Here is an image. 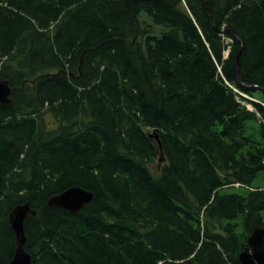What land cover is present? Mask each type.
Listing matches in <instances>:
<instances>
[{
    "label": "trees",
    "instance_id": "trees-1",
    "mask_svg": "<svg viewBox=\"0 0 264 264\" xmlns=\"http://www.w3.org/2000/svg\"><path fill=\"white\" fill-rule=\"evenodd\" d=\"M2 79L0 264L26 202L32 264H241L264 227V0H0ZM73 186L83 208L48 203Z\"/></svg>",
    "mask_w": 264,
    "mask_h": 264
},
{
    "label": "water",
    "instance_id": "water-1",
    "mask_svg": "<svg viewBox=\"0 0 264 264\" xmlns=\"http://www.w3.org/2000/svg\"><path fill=\"white\" fill-rule=\"evenodd\" d=\"M205 6L210 9L205 1ZM241 83V82H240ZM12 87L9 80H0V103H12ZM157 138L159 136L157 135ZM93 192L80 186H73L65 191L53 195L48 203L65 208L69 211H78L93 198ZM37 211L29 202L15 206L9 214V222L15 232L16 248L12 260L6 264H32L31 254L26 250V235L24 230L25 219L35 216ZM241 264H264V227H256L248 238V247L240 254Z\"/></svg>",
    "mask_w": 264,
    "mask_h": 264
},
{
    "label": "rangeland",
    "instance_id": "rangeland-1",
    "mask_svg": "<svg viewBox=\"0 0 264 264\" xmlns=\"http://www.w3.org/2000/svg\"><path fill=\"white\" fill-rule=\"evenodd\" d=\"M256 100H261V99H264V92H262V91H260V90H257L256 92H255V97H254ZM246 103V105L250 108V109H253V107H252V105L248 102H245ZM48 120H49V122L51 121V119H50V117L48 116ZM48 127H51V126H54V124L53 125H50V124H48L47 125ZM229 191H235V190H238V191H242V189H236V188H229L228 189Z\"/></svg>",
    "mask_w": 264,
    "mask_h": 264
}]
</instances>
